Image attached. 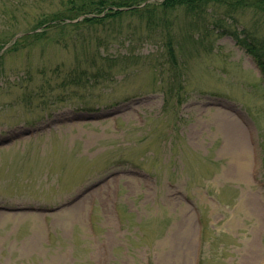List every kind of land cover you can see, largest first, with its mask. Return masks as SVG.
Wrapping results in <instances>:
<instances>
[{
  "label": "rangeland",
  "instance_id": "1",
  "mask_svg": "<svg viewBox=\"0 0 264 264\" xmlns=\"http://www.w3.org/2000/svg\"><path fill=\"white\" fill-rule=\"evenodd\" d=\"M63 2L0 0V264H264L252 55L200 23L188 38L181 8L21 39ZM233 19L264 35L249 9ZM81 67L111 74L77 81Z\"/></svg>",
  "mask_w": 264,
  "mask_h": 264
},
{
  "label": "trees",
  "instance_id": "2",
  "mask_svg": "<svg viewBox=\"0 0 264 264\" xmlns=\"http://www.w3.org/2000/svg\"><path fill=\"white\" fill-rule=\"evenodd\" d=\"M8 1L11 2V5L14 4L13 7L23 4V0ZM145 1L147 0H65L62 5L63 7L52 12L51 15H45L41 20L37 19V25L33 30L42 28L40 31H33L31 34L26 33L27 35L25 34L21 39L44 34L45 30L52 26L64 28L70 26L78 27L82 24H102L107 22V20L115 21L120 19L123 15L141 12H145V15L151 18L150 21H148L151 26H159L166 24L171 20L168 10L181 8L191 19L188 25L190 33L188 32V34H186L188 38H192L191 32L198 27V23L204 27V34L213 30H217L219 34L230 33L236 42L243 47L246 52L252 55L264 75V35L259 31L253 32L249 30L248 33H246L237 31L236 27H227V25L236 23L233 19V14L237 13L239 9L242 11L249 9V11H252L253 13L254 22L260 21L264 23V0H152L155 2H147L143 7L139 8V5ZM219 6L224 8L221 12L219 11ZM9 12L10 11L6 5L0 4V13L2 15H6ZM88 14H91V16H87ZM81 15H85V17L72 22V20L77 19ZM17 42H19V40H16L8 51L17 46ZM6 43H8L7 39L0 38V50L6 45ZM171 43L170 38L166 40L167 53L169 60L176 63L174 47ZM4 53L5 52L3 51V54ZM3 54L0 56V59L3 57ZM102 59L111 64H113L115 60L111 59V57H102ZM76 70L77 68L74 67L71 71L73 72ZM110 74L111 72L105 69H96L93 72H90L88 69L81 67L79 68V71L76 72L75 77L77 81L82 77H84V79L90 77H102L101 79L104 81V77H107V75L109 76ZM175 78L177 81H180L178 77ZM163 93L165 103H167L169 97L171 98L173 95L172 90L164 89ZM171 156L172 154L168 157L169 159L166 163L170 161ZM168 165L169 163L166 166ZM120 219L122 220L121 215ZM201 263H203L202 258L200 259V264Z\"/></svg>",
  "mask_w": 264,
  "mask_h": 264
}]
</instances>
